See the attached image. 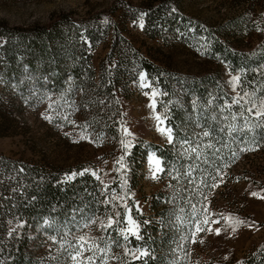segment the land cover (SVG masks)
<instances>
[{"label":"trees","instance_id":"16d2710c","mask_svg":"<svg viewBox=\"0 0 264 264\" xmlns=\"http://www.w3.org/2000/svg\"><path fill=\"white\" fill-rule=\"evenodd\" d=\"M117 9L131 20L143 14V30L150 38L167 29L177 31L180 38L201 41L207 56H216L226 72L237 76V101L219 71L200 76L168 72L129 43L115 20L102 23L100 14L78 21L61 14L50 24L29 27L0 24V111L5 112L15 96L25 99L23 89L11 87L9 81L24 68L29 80L45 77L62 94L71 96L77 88L80 102L117 139L115 119L121 116L117 91L123 93L143 70L160 91L158 111L173 137L162 147L152 145L160 159L163 187L151 197L149 215L136 210L130 196L144 160L146 148L141 142L122 150L124 169L114 173L106 187L91 173L82 172L81 166L37 165L0 153V264H44L38 252L50 240H55L58 250L45 264H64L75 249L77 234L83 233L79 227L107 217L113 219L111 226L101 227L95 239L103 251L115 252L117 264H179L173 251L178 236L189 241L193 228L203 220L202 195L235 163L240 148L262 140L264 129L252 126L244 109L245 99L264 82V38L249 50L233 46L180 14L173 0L144 6L125 3L111 12ZM247 23L238 21L236 26ZM107 36L110 48L99 66L94 97L89 50ZM233 126L236 131L230 133ZM205 131L210 135L204 136ZM127 207L138 224L137 236L122 233ZM137 248L149 256L134 260ZM233 264H264V243Z\"/></svg>","mask_w":264,"mask_h":264},{"label":"rangeland","instance_id":"374dc122","mask_svg":"<svg viewBox=\"0 0 264 264\" xmlns=\"http://www.w3.org/2000/svg\"><path fill=\"white\" fill-rule=\"evenodd\" d=\"M154 1L0 0V24L29 27L50 24L61 14L67 15L72 21L100 14L102 23L108 19L115 20L117 30L129 43L139 49L145 58L168 72L181 76H200L219 71L223 79H226L229 92L235 97L233 100L237 101V91L234 89L237 79L233 80L237 76L226 72L224 63L219 58L207 56L201 41L196 43L185 37L180 38L177 31L169 32L167 29L158 37L150 38L141 27V23L144 25L141 16L131 20L122 16L118 9L111 12L116 5L126 3L144 6ZM173 1L180 14L198 21L202 28L209 29L220 39L230 41L233 46L249 50L264 38V0ZM238 21H248L249 26L239 28L236 26ZM110 40V36H107L97 41L89 50L95 72L91 90L94 97L97 94V73L109 51ZM21 70V73L9 81L11 87L23 89L26 96L24 100L15 96L10 104H6V111H0V153L37 165L62 168L81 166L82 172L91 173L106 187L114 173L124 169L121 162L122 150L127 151L132 145L141 142L146 148L144 160L138 184L130 196L135 209L149 215L151 197L163 187L159 180L161 164L157 167L153 162H160V159L155 155L152 145L162 147L168 144L167 134L161 133L158 128H169L158 111L157 97L160 91L149 81L145 72L138 71L136 78L127 85L123 93L117 91L121 116L115 119L120 135L116 139L92 116L93 112L80 102L81 94L77 88L71 92V96L62 94L55 91L45 77L36 76L35 80H29L26 70ZM140 73H144L143 80L140 79ZM245 102L244 110L250 119L249 123L264 129V116H256L257 111L264 110L260 107L264 104V82ZM153 103L155 107L150 106ZM157 115L163 120L162 125L155 119ZM124 129H127V134ZM248 147L255 148V151L241 152L228 171L220 174L213 189L202 195L203 220L193 228L189 241L178 236L173 251L175 262L233 264L255 252L264 243V135L259 144L244 148ZM252 193L256 195L253 196ZM126 213L138 226L129 207L126 208ZM109 218L112 219L107 217L91 220V223L79 227L83 233L77 234L75 249L70 255L76 252H81L82 255L77 257L76 262L69 256L64 264H117L115 252L103 251L97 246L95 239L101 225H107ZM205 220L208 221L207 224L204 223ZM124 223L122 233L132 235L124 231L128 227L125 218ZM217 228L220 229L218 235L215 232ZM53 243V240L48 241L38 252L44 264L55 258L58 246Z\"/></svg>","mask_w":264,"mask_h":264},{"label":"snow or ice","instance_id":"6c2138e0","mask_svg":"<svg viewBox=\"0 0 264 264\" xmlns=\"http://www.w3.org/2000/svg\"><path fill=\"white\" fill-rule=\"evenodd\" d=\"M173 11H174V9H173ZM142 16H143V14H141V17H142ZM107 22H108L107 20L104 21V23H107ZM142 26H143V25H142V23H141V27H142ZM257 30L259 31V29H257ZM140 79H141V80L144 79V73H140ZM236 79H238V78H237V77H233V80H234V81H235ZM145 86H146V85H142V87H145ZM155 95H156V93L154 92V93H153V96H155ZM234 102H235V101H234ZM150 106L155 107L154 103L151 104ZM253 107H256V105H253ZM260 107H261V109H264V104H262ZM256 116H257V117L264 116V110L257 111V112H256ZM45 118L47 119V117H45ZM155 119L157 120V122H158L159 124H161V125L163 124V120L161 119V117H160L159 115H157V116L155 117ZM158 131H160L161 133H166V134H167V140H168V142H169V143L172 142L173 137H172V135H171V132H172L171 129H165V128L161 127V128H158ZM229 131H230V133H231V132H235V131H236L235 126H233L232 128H230ZM124 132L127 134V129H124ZM203 135H204V136H209L210 133L207 132V131H205V132L203 133ZM253 143H255V141H253ZM126 147H127V145H126ZM246 150H247V151H255V148H251V147H248V148H244V147H242V148H240V151H241V152H244V151H246ZM233 156H235V153H233ZM150 160H152V157H151V156H150ZM153 162L157 165V167H158L159 164H160L159 160H155V161H153ZM122 167H123V165H122ZM217 175H219V173H217ZM213 186H215V184H214ZM252 195L255 196L256 193H252ZM117 215H119V213H117ZM124 218H125V220L127 221V224H128L127 229H124V231H126V232H128V233H130V234H132V235H134V236H136L137 233H138V226H137L136 224L133 223V221L130 219V217L128 216L127 213H125V217H124ZM225 219H227V217H225ZM43 223H44V225H48L50 222H49V220L45 219ZM204 223L207 224L208 221L205 220ZM237 223H239V221H237ZM111 224H112V219L109 218L107 225H101V226H102V227H110ZM197 230L200 231L199 228H198ZM233 231H235V228H233ZM215 232H216V234L218 235L219 232H220V229H219V228L215 229ZM125 238H127V237H125ZM137 238H138V237H137ZM81 239H82V238H81ZM53 242H55V240H53ZM81 255H82L81 252H76L74 255H70V259H71L73 262H76V261H77V257H78V256H81ZM148 256H149L148 251H146V250H144V249L137 248V249H136V254L133 255V259H134V260H138V259L145 258V257H148Z\"/></svg>","mask_w":264,"mask_h":264}]
</instances>
